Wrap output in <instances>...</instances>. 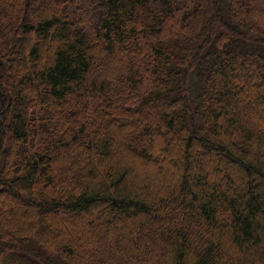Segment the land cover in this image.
Here are the masks:
<instances>
[{
	"label": "trees",
	"instance_id": "16d2710c",
	"mask_svg": "<svg viewBox=\"0 0 264 264\" xmlns=\"http://www.w3.org/2000/svg\"><path fill=\"white\" fill-rule=\"evenodd\" d=\"M0 264H264V0H0Z\"/></svg>",
	"mask_w": 264,
	"mask_h": 264
},
{
	"label": "rangeland",
	"instance_id": "374dc122",
	"mask_svg": "<svg viewBox=\"0 0 264 264\" xmlns=\"http://www.w3.org/2000/svg\"><path fill=\"white\" fill-rule=\"evenodd\" d=\"M44 1L45 0H40L41 3ZM235 81H236L235 83H237L238 85H241L244 89H246L247 92L253 90V86H250V83H249L250 81L248 79H246L244 76L239 75ZM257 82H258V80L256 78H254V83L257 84ZM160 136H162V133ZM162 137H164V136H162ZM174 153H176V152L174 151L173 154ZM171 156L172 155L167 156V158L171 157Z\"/></svg>",
	"mask_w": 264,
	"mask_h": 264
}]
</instances>
